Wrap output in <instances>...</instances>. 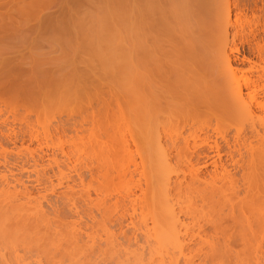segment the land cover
<instances>
[{
	"label": "rangeland",
	"instance_id": "rangeland-1",
	"mask_svg": "<svg viewBox=\"0 0 264 264\" xmlns=\"http://www.w3.org/2000/svg\"><path fill=\"white\" fill-rule=\"evenodd\" d=\"M1 1H3V3H5V1H8L7 3L9 4L7 3L3 4L2 2H0L1 3L0 14H9L12 16V20H10L9 18L8 19L3 18L2 20H5V22L8 25L16 24L15 26H10L11 27L10 30L18 31V32L15 33L12 31L13 35H15L12 36V38L11 36L9 37V35L12 34L11 31H10L11 34L9 33L8 35L9 38H7L5 34L6 37L5 39H8L7 40L8 42L2 38V40H5L6 42L3 41L5 44L1 42L3 45H0V50L2 51V52L0 51V55L2 53V55L0 56V63L7 64L8 61L10 60L7 66L9 65L13 66L14 64L13 68L15 69H13L14 73L11 72L13 73L12 76H7L9 75L10 70L7 71L5 69H9V68H7L6 64H5L6 67L3 64H0V80L2 79L6 81V78L11 77L13 79L11 80L9 79V80L11 82L13 81L15 82L14 84L10 83L12 86H18V85L20 86V82H21V87H22L23 86L22 82H25L22 80L23 78L24 79L26 78L27 80L29 79L28 81H30L31 79V81L32 82L34 81L33 83H35L36 86L38 88L40 87L42 90L41 91L39 88V90L37 89L34 91H39L38 93H41V95L46 94L47 90H50L48 93L52 92L51 94H46L45 96L44 95L41 96L40 94H38L41 97V99L39 100L41 101L42 104L44 103L43 105L40 102L38 103L39 100H37L36 103L38 104L35 103V105L33 106L30 105L29 107L30 103L28 102L27 104L26 101H23L26 103V105L22 107L20 106L21 101L19 100L15 102L17 104L14 105V107L13 105H9L10 107L7 106L8 108L6 106L3 107L4 105H1L0 107V134H1L0 163L1 164L5 163L4 164L5 166L3 164L0 166V190L5 187L4 185L5 183L3 179L7 178L9 187L12 186L13 188H16L14 192L8 194L9 198L7 200L9 202L16 203L15 206H17V203L21 204L19 206H21L20 208L23 210L18 208L17 211L18 213H20V215H24L25 213L26 216H29L31 218L32 214L33 216H35L34 214H36L35 217L37 218V215L41 210V213L44 214L45 212L46 213L45 215L47 216L46 218L44 217L45 215H43V217L46 218V219L43 218L44 221L43 219H41L42 217L39 218L38 221L41 219L43 221V224L39 223L40 221L39 222L37 221V225L38 224L40 225L38 226L35 225L37 229L35 228H34L35 230L32 229V231L34 230L35 232L37 230V233H39L40 235L44 233L42 236L36 234L38 235L39 238H41L40 242L38 241L39 239L33 240V238L36 237L34 231L33 234L35 236L32 234L33 235L32 238L31 235L32 240H30L31 239L29 238L30 236L29 237L27 236L29 239L25 237L29 233H25L26 235L23 236L24 234L22 233L24 232L22 230H21L22 232L19 233V237L17 236L20 239V241L14 234H13L14 237L10 236L11 234L8 236L7 234L9 232L7 231H6L7 233L4 232H3L4 234L1 233L3 235L0 234V238L2 237L0 241L3 239L2 242H0V252L2 253L0 256L3 258L5 257L4 259L5 261L7 257H8L7 260H9L4 262L5 263L10 262L7 264H11V263L12 264L14 263L15 264H21V263L22 264H50V263L109 264V263H113L117 257H119L120 259L123 258L122 260L127 258L126 260L132 261V259L130 258H132L134 254L135 255L139 254V252L141 251L140 249L144 246L141 247L140 245L138 249L140 250L139 252L136 251L137 246H134V244H131V246L129 247H124V250L125 248H127L126 250H128L127 251L128 253L121 250L123 247L119 249L118 247L117 248L115 247V251L117 250L118 251L113 254L114 244L112 243V234L113 233L117 234L119 227H121L122 231L126 232L127 235H130L131 231L133 230H135L136 233L139 234L140 231L144 230L147 227L152 226L151 224L155 219H157V216L158 219H160L158 215L159 206L152 207L153 205L152 201L154 200V199L152 200V198L154 197H151V194H153V196L158 195L160 200V198H162V196L160 195V193L162 194V191L160 192L159 190H162L164 187L166 189H169L167 190L169 192H167L166 189H164L165 193L163 195V199L165 198L168 199L169 203L173 204L175 209L177 208V211H179L180 208L182 209L181 211H184L186 208H188L186 209L187 211L185 210L186 212H188L189 209L193 207L195 208L191 209V211L189 212L190 214L188 213L184 215L185 213L184 212L183 213L184 216L179 215L180 217L179 229L183 234V237L181 239L183 240L181 242L183 244V247L175 248L174 244L171 243L159 245V246L157 245L151 247L150 248L151 251L150 253H148L149 249H147L145 245L143 249V251L145 252H142V254L140 252L142 257L143 255H146L144 256L145 264H264V163H262L264 158L260 157L262 155L261 152L264 153V133L262 131V126H261V123H264V57L262 55L261 56L258 55L257 51H255L257 46L264 48V0H227V1L217 0L215 1L216 3L214 2L215 4L212 7L215 11L217 10V13L218 12L221 13L220 10L223 11L225 7H227V9L230 11L229 12L230 24L228 26V47L232 49L234 48L236 49V50L234 49V51L231 52L230 54L231 65L234 68V72H235L234 74L238 78L237 81L243 84V87L241 84L243 99H245V101L246 100L248 101L250 98H253V100L250 99L251 100L250 103H252L255 107L253 109L255 113V117L253 118L255 121L253 120V118L251 119L253 124L249 120L250 117L248 119H244V118L242 119L240 116L237 117L233 115V113H232L233 116L231 115V113H230L231 116H228L229 112L223 111L227 109L222 108L223 109L222 110L218 106H216L217 108H214V105L208 106V109H210V111L209 110L208 111L209 112L212 111V114L207 113L208 111H206V113H204V111L203 113H201L203 110V107L201 106H199L200 108H202L201 110L199 109L195 110V108H193L195 112L192 109H190L189 111H191V113L190 112L188 113V111L187 113H183L185 109H182V107H180L181 108L180 110L178 106L177 107L178 111L180 110L181 112L178 113L176 112L177 108L174 109L177 103L171 102L170 104V101L167 100L169 98L166 97L165 98L167 101H164L165 100L164 97L163 99L162 97H159L161 98L164 104L159 103L161 100H159L158 95L156 96L158 99L154 97V99L159 100V102L155 100L156 102L155 104H158V106L156 105L157 108L159 107L161 108L157 109L155 106L156 108L154 109L155 111L151 109L150 111L151 113L149 112L150 109L149 110L142 109V107L145 104L144 102L147 99L146 96L144 95L146 93H143L142 91L146 92V90L148 89V84H146L147 88H144L146 86L145 83H147L145 76L144 77L140 76L139 80L142 79V81H137L138 77L136 74L137 72L136 69L139 68L140 65L139 63L141 59L138 61L136 59L137 62L136 61L135 62L137 63L138 66H135L134 57L136 54L133 53L135 52L133 50L137 48L135 45L141 44L140 43L141 41L139 43L138 41H136V38H138L139 40L140 31L138 28L139 33L138 35H136L137 33L135 31H137V27L136 29L134 28L135 30L134 29L129 30L127 26H124L125 25L124 22L127 24L126 19L128 21V18L126 17L127 15L126 16L124 15L126 9L128 8L127 2H125L126 0H120L121 3L118 0L120 3L119 5L117 1L114 2L115 0H76V1L51 0L52 2H54L53 6L50 5V7L46 9L47 5L45 2H43L45 3V7L42 8L44 9V11L40 9V13H38L39 11H37L36 13L38 14L36 15L37 17L35 16L36 18L33 17L34 15H32L33 19L32 20L30 19L29 21V19L26 18L25 20L26 22L24 21V19H22L26 16L21 18L15 15L17 12L16 8L15 11H12L14 10V5L16 6L15 2H17L18 0H12V1L1 0ZM19 1H23V0H19ZM19 1L17 3H19ZM25 1H23V3L21 2L22 5L25 3ZM40 1L42 2V0ZM26 2L29 1L27 0ZM225 2H227L228 6H225ZM47 3L50 4L49 1ZM73 3H75L76 5ZM29 4L30 3H28V5ZM24 6L26 5L24 4ZM43 6L44 5H42V7ZM20 7L21 6H19V8ZM17 8H18V4H17ZM105 8L111 9L110 10L111 14L106 13L107 9L104 10ZM115 8L119 9L118 11L120 12V14L119 12L116 13ZM134 8L135 10H137L139 9V6H135ZM29 9L31 8L29 7ZM103 10L105 11V13ZM112 10L115 11L113 14H112ZM27 11L33 12V11H29L28 9ZM48 15L49 16L53 15V17L51 19L50 18L47 19L46 16ZM133 15L135 16V14L130 15L131 20ZM28 16L30 17V14ZM124 16L126 17L125 20H124L125 18ZM45 17H46L45 19L46 22L43 20V18ZM14 18L15 19L17 18L16 20L19 21V22L17 21L19 24L16 22ZM18 18H20V20ZM47 20L48 21L51 20L49 21L51 22L50 25L49 22H47ZM56 22H58L59 24ZM110 23L111 26L113 25L111 28L108 27ZM63 24L65 26H63ZM106 24H108V26ZM52 25L57 30L53 29ZM104 25H106V29L104 28ZM49 29L52 30L51 33L48 32L51 31ZM58 29H59V33H57ZM111 29L112 32H114L115 30L116 32L115 35L118 36L117 38L114 35V33L110 32ZM53 30L56 32L54 33ZM3 31L4 30H2V33ZM75 31L76 33L74 34ZM127 31H130V34H127L129 33ZM60 32H62L63 34ZM64 33L65 34L68 33V34L65 35ZM29 34L30 37H28ZM111 34L112 36L113 35L115 36L114 40H108V37ZM128 35L129 37H131V39L128 37ZM0 36L4 37L1 34ZM110 37L109 39H111ZM38 38H40V40L42 38V41H40ZM129 39L132 42H130ZM34 42L36 43L33 44ZM54 42L56 43L54 44ZM129 43L130 46L134 43L133 46H135L136 48L130 47ZM36 46L38 47L37 49ZM122 46L125 47V49ZM32 48L34 50L35 49L38 50V51L35 50L34 53V54H38L37 56L35 55L36 57H39L40 59L45 57L44 59L46 60L43 59L44 63H42L43 62L42 59L40 60L39 58H37L38 59L37 60L35 57H33L34 54L32 55V53L34 51ZM128 48L133 49L132 54H134V56L131 55L130 53L131 51L129 52L130 53L129 56L130 57L132 56L133 59V60L131 59L134 63L132 64L133 67L134 68L138 67L134 69L130 65V67L132 68V72L134 69V74L126 71V68L127 66L129 67V65L126 66L124 65V63L126 64L125 61L130 59V58L127 59L128 57H125L128 56L126 55L128 54L127 52ZM122 49H124L125 52L123 50L122 53L121 52ZM137 50L136 53L139 52L141 49L139 51ZM4 51H6L7 53L5 54ZM31 51L33 52L31 53ZM9 52L11 55L8 54ZM26 55L28 57H26ZM123 55L126 58V60H123L124 59ZM23 56L25 58L24 60L22 58ZM5 57L9 58V60L7 59V62L5 61L6 59ZM15 57L16 60L14 61ZM49 57L52 60H50ZM113 57H115L114 60ZM138 57L136 55V58ZM10 58H12L13 60H11ZM19 58H22L20 60L23 61L24 63L19 61ZM35 62H37V64ZM39 64L40 66H38ZM36 65L38 68L41 67L42 65L44 66H42L43 69L42 68L38 69L36 68ZM12 66L9 67L12 68ZM17 66L18 67L20 66V68H18ZM31 66H33L34 72L33 70L30 71ZM17 68L20 70L22 68V70L25 69L26 71L23 72L24 73L23 74L21 73L22 70L18 72ZM44 68L45 69L47 68V70H45ZM35 69L40 70V72L46 71L47 73H37ZM27 70H29L30 72ZM138 70L140 71L139 73L144 72L142 71V69L140 70V68ZM32 72L33 75L31 74ZM4 73L5 75L6 73L8 74L5 76ZM20 74L23 75L21 76ZM129 74L131 78L129 77ZM50 75L53 77H51ZM79 75L82 76L83 79H81L82 77H80ZM142 75L145 74L142 73ZM23 76H27V77H23ZM124 76L126 77V79H123ZM87 77L89 78V80L91 81L93 80V83L94 81L95 82L97 81L96 86L99 88H97L95 85L92 84L93 87L91 88H93L94 90H91L90 86L92 85L89 83V80H87L88 79ZM246 77L247 79L249 78V80L251 79V81L254 80L255 83L250 84L248 87L245 86L243 81L244 79H246ZM128 78H130L131 80L129 82L130 85L128 83ZM230 78L231 77H229L228 80H230ZM54 79L55 81L58 80V82L57 83L54 82ZM77 79L79 80L77 81ZM72 80L74 83L79 82V86L75 87ZM31 81L29 83H31ZM235 81L236 78L233 82ZM70 82L73 85L70 84ZM58 83L61 85H58ZM142 83L145 86L144 85L143 87L140 86ZM220 83L222 84L223 81L216 82L217 88ZM10 84H5V85L1 84L2 87L0 86V91L1 88L3 87L7 88L8 85ZM55 84L56 87L54 88ZM52 85H54L53 88ZM67 85L70 86L69 89L67 88L68 87ZM71 85L74 86L76 90L73 89ZM24 86L22 87V89L26 88L27 86L32 87L31 85H28V82H27V86L26 87ZM210 86H212V84ZM220 86L222 87V85ZM63 87L66 88L64 89ZM71 88L73 90H70ZM209 88L212 89V87ZM211 89L209 90L211 91ZM60 90L61 93L60 94L58 93L59 94L58 95L57 92H59ZM209 90L207 91L210 92ZM163 91L161 90L162 93ZM214 91L217 90L212 89L210 94L205 96H207L209 100H213L211 98L213 97L212 94ZM63 92H65V94ZM153 92L154 94H152ZM155 92L159 94V92L156 90L152 91V93H149L147 91V93H149L150 96L151 94L155 96L156 94ZM205 92L202 94H205ZM54 93L55 95H53ZM75 93L81 94L82 97L79 98L80 95L79 94L75 95ZM82 93H84L85 95H83ZM232 93H234V91ZM62 94L67 98L63 97ZM66 94L69 95V97ZM72 94L75 97L72 96ZM87 94L90 95L92 98L89 97ZM230 94L231 93L229 92L228 95ZM149 95L147 94V96ZM84 96H88L89 98ZM205 96L203 95L201 98H203L204 100V98L206 99ZM232 96L233 95H231V97ZM43 97L44 99H42ZM96 97L100 99H97ZM142 97L146 98L144 99V102H142L143 101ZM69 98H71V100ZM82 98L83 100H81ZM86 98L89 99L90 101L88 102ZM92 99L93 100L97 99V101L95 100L92 102ZM168 101L170 104L169 107H167L168 103H166ZM90 102L92 103L93 106H90L91 105ZM18 103L20 104L19 105L20 107L18 106ZM172 103L175 104V107ZM258 103L260 104L261 107L257 108L256 104ZM46 104L48 105L51 104V106L49 107L47 105L48 106L47 107ZM152 104L155 105L154 102ZM160 104L163 106L166 105L164 106L165 108ZM141 105L143 106L141 107ZM39 106L40 108L36 109ZM166 108H169V111L173 110V114L171 115L174 117L175 121L178 118L176 114H174V110L175 113H177V115L181 114L182 117L178 116L179 119L181 118L182 120H184V123H186L187 125L186 124L184 125L183 121L180 122L181 119L180 120L178 119L180 123L178 121L176 122L178 123L179 126L176 125L178 126V128L176 126L174 127V124L177 123L175 121H174L175 123L172 122L173 119H171L172 117L170 118V115L168 118L169 120L171 119L170 122L172 124H169L167 122L160 124L162 119L164 121L167 120V117L164 114L165 111L168 110ZM198 111L201 115L202 114L204 115L202 116L198 115L199 116V117L197 116L198 118L196 117V115H193V114H197L196 112ZM160 112H162L161 113L162 116ZM148 113L153 115L151 117L152 120L150 119L149 122L147 121L149 119L147 116H150V114L147 115ZM223 113L224 114L228 113V114H226L225 116ZM144 114L146 117L144 116ZM188 114L192 115V117L190 115L191 119L196 118L194 120L195 122H193L191 119H188L190 118ZM185 115H187L188 118H185L187 117ZM163 116L166 117V120L165 118H163ZM208 116L211 118H208ZM216 116L217 118L218 117L219 118L218 119L215 118ZM257 117H259V120ZM157 118H159L158 120H160V123L156 121ZM186 119L188 120L186 121ZM144 120H146V124L147 123L149 124L151 121H153L151 122V124L153 123L152 124L153 126L151 124L147 126ZM188 123L190 128L187 127ZM156 124L158 126L157 128H155ZM150 125H151L150 129H152L153 132L154 131L156 133L158 132L160 136L159 137L158 134H155L154 132L155 141L156 140L159 141L161 138H163L160 141L162 147L158 145V142H155V144L157 143L156 146L157 147L159 146L160 149L154 147V144L151 143L152 141H154L152 140L153 138L152 130H150L151 131L150 133H148L149 132L148 129L147 132L145 130ZM162 129L165 131L167 130L168 134L165 135L166 133L165 131L164 134H162L163 132ZM160 130L162 131L160 132ZM252 130H258L259 136L252 138L250 142V146L249 147L247 146L246 149H243L244 152L242 151L245 160H247V157H249V155H252L253 158L255 157V160H253L254 162L252 163L253 165L252 166L250 165L249 168L250 172L244 170V172L246 171L247 173L250 174L245 173L246 175L242 176L243 170L241 171L238 168H236L237 170H234V169H230V167L227 168V170H222L220 168H217L216 171H214V173H210L211 171L213 172L214 170L213 168L210 167L211 170H209V173L205 175H203V173L199 174L197 182L192 180L194 176L193 172L195 173L194 171L195 168L193 167L194 169L191 171L190 169L192 168L190 167L191 165L187 164L186 159L183 158V156L185 157L183 153L184 148L182 146H178V144H181L183 140L184 142H182V144L185 143V139H186V142L189 141L188 143L190 145L192 142V146L196 145L199 147L201 146L202 148L203 147L202 145L206 141L207 143L209 142L210 145H212V142L217 141L216 143H219L220 147L222 146L220 148L221 150L220 154H221V159H223L224 161L226 159V152H227V149L224 145L225 141L229 140L228 142L231 144H233L235 141L239 142L242 140L241 138L245 139V137H248ZM4 133L5 135H7L6 136L7 139L4 137L5 135L3 136ZM148 134L152 135L150 136L151 138L149 137L152 140L151 142H149L150 139L146 138L147 136H149ZM192 135L193 136L195 135L194 136L196 138L194 141L195 143L193 142ZM166 136L167 137L171 136L170 137L171 139L169 140V137L167 139ZM189 136H192V139H190ZM156 137L159 139H156ZM234 138L237 140L234 141ZM171 142H173L172 145L174 144L172 149H171L172 145L170 144ZM149 143H151L153 146ZM162 143L165 145H162ZM248 148L250 150H248ZM196 149H200V148H196ZM177 152L183 154L180 155L178 153L180 155L178 156ZM175 155L178 156V158H176ZM39 157L40 159H37ZM32 160L36 162L34 163L35 165L33 164ZM25 161H27L26 162L27 164H25ZM13 163L15 166L13 165ZM21 165L25 167L27 171H20L22 170ZM37 170L39 173L37 172ZM175 179L179 181V185L176 186H174L175 184L172 185ZM166 181L169 182V185L167 187H165L164 184ZM146 185L149 186L147 187V189L149 188L148 190L146 189ZM24 188H26V190L30 192L26 196H22L18 192V191H24ZM11 191H13V189H11ZM63 192L70 196V197L68 196L69 198H71L69 199L70 201L65 200L68 199L65 198V196L64 197L63 195L61 196V193ZM210 193H216L217 196H219L220 198L222 197L221 198L222 200L220 201L221 203L213 206L212 205L213 202L211 204V202L209 203L207 200L203 201L202 195L204 197H207ZM166 194L169 197H167ZM149 199H151V206L147 204L150 201ZM161 201L158 202V200H156L154 202V205L161 204L162 203ZM189 203L190 204L192 203L191 208H189L190 205L188 206ZM113 204L115 205L117 204V205L114 207ZM52 208H54L55 210ZM74 208L77 210H75ZM56 209L57 211H61L62 213L59 214L60 212H56ZM52 211L56 213L53 215ZM101 213L102 215H106V217L102 216ZM89 215H93V218H97V223H95L96 222L95 219H94L95 222L94 221L92 222L93 220L92 216L89 217ZM120 216L121 218H119ZM50 217L52 218L50 219ZM58 217L59 219H57ZM90 218L92 219L91 221ZM108 218L112 220L111 224L107 222ZM117 218H119L120 224ZM48 219L49 221L47 222ZM50 220H52V222H50ZM54 220L56 224L53 223ZM57 220H59L60 223L57 222ZM156 221L158 222V220ZM91 222L92 224H90ZM47 223L49 224V226L45 227ZM84 223L85 224L88 223V225L90 224L91 226L87 225L89 227L88 228L85 226ZM213 224L216 225L217 227L221 226V228L217 230L218 234L215 233L216 234L215 235L214 232H211L208 233L206 237H202L204 236L202 234V231L204 229H208ZM234 224L237 227L238 226L242 227L243 231L241 230L240 227V232L242 231L241 232L242 234L239 233L237 229L235 230L234 228L233 230L230 229L231 226H234ZM5 225H2L1 228H3V226ZM40 226L42 227V229L40 228ZM38 228L40 229L38 230ZM46 228L47 229L52 228L47 231L50 232L49 234H47ZM3 229L0 230V232L3 231ZM43 229L45 230V232H43L44 231ZM52 233L54 234V236L57 235L59 237L63 236L62 238L58 237L59 241L61 239V242L59 243L57 237H54V240L52 241L55 244L53 245L52 243L51 245L50 244L52 242L51 241L48 242L49 245H47L48 243L46 244V242L47 240H50L49 238L51 236H53L50 235ZM87 233H89L90 235L89 234L87 235ZM20 234L22 235L21 237L22 239L20 238L21 236ZM236 234L238 238L236 237ZM84 235H87V237L88 236L89 237L87 238ZM241 235L247 236V237L243 236V238H245L244 240L245 242L246 239L248 240L249 238L250 241L246 242L245 245H242L244 243L240 242V240H243L242 237L240 238ZM68 236H72L71 238L73 239V243L72 241H70V237ZM199 236H201L202 238ZM9 237L10 238L12 237L11 240L13 239L15 240L16 237L17 239V243L15 242L16 247L13 246L14 244L13 245L11 244L12 242L8 241L10 240ZM24 237L27 238L28 241ZM76 237H78L79 239ZM42 238L46 240H43ZM23 239L26 241H21ZM104 239H107L108 241L106 242V240ZM5 240L9 242V243L7 242L8 245L5 243ZM41 240L45 241V243L43 244ZM119 240L120 242L122 241L121 239ZM18 241L19 244H23L25 242L27 246L23 244L25 248H23L22 245H20L21 246L20 247L18 245ZM29 241H31L30 243L33 244V246L29 243ZM37 241L39 242L38 243L39 246L36 243ZM62 241L63 242L65 241V243L63 244ZM82 242L84 243V245H86L85 247L83 246ZM35 243L37 245L36 248L34 246ZM71 244L73 245L76 244L75 245L76 247L74 246L72 248L73 245L71 246ZM100 244L102 245L100 246ZM98 245L99 248L103 246L100 249H105V250L108 249L107 247L111 249L110 245H112L113 248L111 250L113 251L108 249V252L103 255L104 257L98 254L96 251H94L96 253V257H95V255L92 254L91 251L95 247H98ZM6 246L8 249L6 248ZM41 246H46V248L45 247L42 248ZM57 246L58 248L60 246L61 253L58 252ZM27 247L28 249H26ZM37 247H41V248H37ZM61 247L62 249L63 247L65 248L64 250V252L66 251L65 253L63 252ZM85 248L87 249L92 248V250L91 249L87 250ZM129 248H131L132 250V254H133L132 257L130 256L131 250ZM6 249L8 251L10 250L9 252L7 251L10 256L8 255V253L6 254ZM37 249L38 251L40 250L42 251V249H44L41 252L42 254L45 251L47 253H44V256H42L40 252H38L39 254L37 253L36 251ZM49 249L50 251L52 250L53 251L49 253L50 252ZM119 250L121 251L119 252ZM133 250L135 251V253H133ZM172 252H173V257L171 255L170 257L169 255H166V253L171 254ZM17 253L19 254L18 256L21 255L22 258L16 256ZM70 253L73 254L71 255ZM112 255L113 257H111ZM71 256L72 258H69ZM46 257H48V260L50 262L46 260L47 259ZM65 257L69 260H67ZM99 257H102L101 258L103 259L101 260L102 262L99 260ZM19 258L21 259L19 260ZM17 260L18 262H16ZM35 260L37 261V263ZM126 260H124L125 263L131 264L130 261H128L129 262L128 263L126 262ZM0 261H2L0 263L2 264L3 259L0 258ZM23 261L24 262L30 261V262L24 263Z\"/></svg>",
	"mask_w": 264,
	"mask_h": 264
},
{
	"label": "bare ground",
	"instance_id": "bare-ground-1",
	"mask_svg": "<svg viewBox=\"0 0 264 264\" xmlns=\"http://www.w3.org/2000/svg\"><path fill=\"white\" fill-rule=\"evenodd\" d=\"M12 1V0H11ZM19 1V0H18ZM17 1V2H18ZM23 1H25V0H23ZM23 1H19V3H17V2H15L16 3V6L14 5V10H12V11H15L16 9H17V12H16V16H19V17H24V16H26V17H24V18H22V19H24V21L26 20V18H28L29 19V21H30V19L32 20L33 19V17H35L36 15H38V14H36L37 13V11H39L38 13H40V9H42V8H44L45 7V3H46V5H47V8L46 9H48V7H50V5H54V2H52L51 0H48L49 2H50V4H48L46 1H44V0H42V2L40 1V0H28L29 2H26L25 1V5L28 7H26V6H24V4L22 5V3H23ZM37 1V2H36ZM39 1V2H38ZM54 1V0H53ZM69 1V0H68ZM76 1V0H75ZM117 1V3H118V5L121 3V1H120V3H119V1L118 0H115L114 2H116ZM128 1H129V3H128ZM215 1H217V0H126L125 2H127V6H128V8L126 9L125 7V9H126V11H125V9H124V11H125V16L128 18V21H127V19H126V17L124 18V20L126 19V22H127V24L124 22V26H127V28L129 29V30H133L134 28L136 29V27H137V31H135L137 34L136 35H138V33H139V31H140V33H139V40H138V38H136V41H138V43L140 42L141 44H137V45H135V46H133V44L130 46V43H129V46L130 47H135L136 49H130V48H128V50H127V52H128V54H126V55H128V56H125V57H128L127 59H129V60H127V61H125L126 62V64L124 63V61H123V63H124V65L126 66V65H129V67L127 66V68H126V71H128L129 73H133L134 74V69H136V68H138V67H133V65L132 64H134L133 63V59H132V56H134V54H136L137 55V57L138 58H136V55H135V59H134V62L136 61V59H137V61L138 60H140L141 59V61H140V65H139V68H140V70L142 69V71H144V72H142L143 74H145V75H142V73H139L140 71L138 70V69H136L137 70V72H136V74H137V77H138V79H137V81H142V79L141 80H139L140 79V76L141 77H146V80H147V83H145V85L146 84H148V89L146 90V92H144V91H142L143 93H146V94H144L145 96H146V98H143V101L142 102H144V99H146L145 100V104H144V106L143 105H141V107L143 106V107H145V108H143L142 107V109H150L149 110V112L151 111V109L152 110H154V109H156L157 108V106H158V104H155L156 102H155V100H157L159 97H162V99H163V97H164V101H167V100H169L170 101V104H171V102H174V103H177V105H176V107H175V104L174 103H172L173 105H174V109H176L178 106V108L181 110V108L180 107H182V109H185V111H183V113H187V111H188V113L190 112L191 113V111H189L190 109H192L193 110V108H195V110H201L202 108H200L199 106H201V107H203V110H202V112L201 113H203V111H204V113H206V111H210V109H208V106H213L214 105V108H217L216 106H218V107H220V109H222V108H225V109H227V110H223V111H227V112H229V115L228 116H231L232 115V113H233V115H235V116H237V117H241L242 119L244 118V119H248L249 117V120L251 121V119L253 118V117H255V113H254V111H253V109L255 108L254 107V105L252 104V103H250V101L251 100H253V98H250L248 101H249V103H248V101L246 100L245 101V99H243V96H242V91H241V84L242 83H239L238 81H237V77H236V75L234 74L235 72H234V68L232 67V65H231V58H230V54H231V52H233L234 51V49H232V48H230V47H228V26H229V24H230V22H229V19H230V11L227 9V7H225L224 8V10L223 11H221L220 10V12L222 13H217V10L215 11L212 7H213V5L216 3ZM225 1H227V0H225ZM0 2H2L3 3V1H1L0 0ZM8 1H5V3H7ZM22 2V3H21ZM32 2V3H31ZM43 2H45V3H43ZM53 4H52V3ZM215 2V3H214ZM5 3H3V4H5ZM14 3V4H15ZM28 3H30V4H32V5H28ZM68 3V2H67ZM70 3V2H69ZM77 3V2H76ZM116 3V4H117ZM229 3V2H228ZM7 4H9V3H7ZM6 4V5H7ZM17 4H18V8H19V6H21L19 9L17 8ZM19 4H21V5H19ZM73 4H75V3H73ZM135 4V5H134ZM138 4V5H137ZM0 5H1V3H0ZM11 5V4H10ZM12 5H13V2H12ZM42 5H44L43 7H42ZM49 5V6H48ZM76 5V4H75ZM112 5V4H111ZM118 5H117V7H118ZM224 5V4H223ZM51 6V7H52ZM129 6H130V8H129ZM135 6H139V9H137V10H135ZM225 6H228L227 5V2H225ZM8 7V6H7ZM23 7H25V8H23ZM29 7L31 8V9H29ZM112 7V6H111ZM11 8V7H10ZM16 8V9H15ZM114 8V7H113ZM6 9V8H5ZM12 9H13V6H12ZM27 9L29 10V11H33V12H28L27 11ZM107 9V12L106 13H109V14H111V9H109V8H105L104 10H106ZM116 9V8H115ZM114 9V10H115ZM8 10V9H7ZM23 10V11H22ZM43 11H44V9H42ZM103 10V11H104ZM109 10V11H108ZM114 10H112V14L115 12ZM119 9H116V13L117 12H119L118 11ZM135 10V11H134ZM211 10V11H210ZM1 11H3V10H1ZM11 11V10H10ZM20 11H22V12H20ZM25 11H26V13H25ZM223 12H224V15H223ZM10 13V12H9ZM20 13V14H19ZM24 13V14H23ZM28 13V14H27ZM104 13H105V11H104ZM127 13V14H126ZM12 14H13V12H12ZM19 14V15H18ZM22 14V15H21ZM30 14V17L28 16ZM119 14H120V12H119ZM131 14H135V16L133 15L132 16V20H131V17H130V15ZM32 15H34L33 17H32ZM107 15V14H106ZM105 15V16H106ZM118 15V14H117ZM220 15V16H219ZM14 16V15H13ZM28 16V17H27ZM58 16V15H57ZM56 16V17H57ZM108 16V15H107ZM215 16V17H214ZM221 18V20H220V18ZM15 17V16H14ZM37 17V16H36ZM35 17V18H36ZM47 17V19H51L52 17H53V15L51 16H46ZM46 17L45 18H43V20L45 21V19H46ZM111 17V16H110ZM3 18H6V19H10V20H12V16L11 15H9V14H0V34L2 35V36H4V37H1L0 36V45H3L1 42H6L8 39H5L6 37H5V34H6V36H7V38H9L10 36H11V38H12V36H15V35H13V32H18V31H13V30H10V26H15V25H13V24H11V25H8L6 22H5V20H2ZM15 19V18H14ZM17 19V18H16ZM15 19V20H16ZM19 20H20V18H18ZM27 19V20H28ZM123 20V21H124ZM131 20V21H130ZM217 20V21H216ZM18 20H16V22H17ZM41 21V20H40ZM49 21H51V20H49ZM48 20H47V22H49ZM12 22V21H11ZM19 22V21H18ZM17 22V23H18ZM26 22V21H25ZM46 22V21H45ZM59 22V21H58ZM58 22H56V23H58ZM15 23V22H14ZM28 23V22H27ZM40 23H42V22H40ZM50 23L51 22H49V25H50ZM19 24V23H18ZM26 24V23H25ZM24 24V25H25ZM59 24V23H58ZM62 24V23H61ZM114 24V23H113ZM8 25V26H7ZM21 25V24H20ZM36 25V24H35ZM107 26H108V24H106ZM106 25H104V28L106 29ZM19 26V25H18ZM28 26V25H27ZM31 26V25H30ZM39 26V25H38ZM56 26V25H55ZM63 26H65L64 24H63ZM113 26V25H112ZM111 26V23L109 24V28H111L112 27ZM115 26V25H114ZM37 27V26H36ZM45 27V26H44ZM52 27H53V29H56L53 25H52ZM7 28V29H6ZM20 28V27H19ZM19 28H17V29H19ZM26 28V27H25ZM30 28V27H29ZM35 28V27H34ZM51 28V27H50ZM138 28H139V31H138ZM36 29H39V28H36ZM43 29V28H42ZM52 29V28H51ZM51 29H49V30H51ZM69 29V28H68ZM104 29V30H105ZM108 29V28H107ZM134 29V30H135ZM2 30H4L3 31V33H2ZM6 30V31H5ZM9 30V31H8ZM29 30H31V29H29ZM57 30V29H56ZM61 30H63V29H61ZM127 30V29H126ZM7 31H8V33H7ZM12 32V34H11V32ZM71 31V30H70ZM109 31V30H108ZM21 32V31H20ZM26 32V31H25ZM32 32V31H31ZM36 32V31H35ZM45 32V31H44ZM48 32H52V30L51 31H48ZM53 32L55 33L56 31H54L53 30ZM64 32H66V31H64ZM110 32L111 33H114V35L116 34V32H115V30H114V32H112V29L110 30ZM127 32H129V33H127V34H130V31H127ZM9 33L11 34V35H9ZM23 33V32H22ZM57 33H59V29H58V32ZM60 33H62V32H60ZM76 33V31L74 32V34ZM17 34H19V33H17ZM63 34V33H62ZM61 34V35H62ZM65 34V33H64ZM68 34V33H67ZM67 34H65V35H67ZM133 34H134V32H133ZM8 35H9V37H8ZM38 35H39V33H38ZM41 35H42V33H41ZM50 35V34H49ZM52 35H53V33H52ZM55 35V34H54ZM77 35V34H76ZM112 36V34L109 36L111 39H109V37H108V40H114V38H115V36ZM21 36V35H20ZM69 36H70V34H69ZM68 36V37H69ZM18 37V36H17ZM16 37V38H17ZM28 37H30V34H29V36ZM39 37H41V36H39ZM51 37V36H50ZM106 37V38H107ZM118 36H116V38H117ZM128 37H129V35H128ZM127 37V38H128ZM2 38L3 39H5V40H2ZM19 38V37H18ZM25 38V37H24ZM26 38H27V36H26ZM54 38V37H53ZM113 38V39H112ZM130 39H131V37H129ZM29 39V38H28ZM37 39V38H36ZM39 40H40V38H38ZM130 39H129V41H130ZM12 40V39H11ZM26 40V39H25ZM50 40H51V38H50ZM133 40V39H132ZM14 41V40H13ZM16 41V40H15ZM37 41V40H36ZM40 41H42V38H41V40ZM3 42V43H4ZM8 42V41H7ZM20 42V41H19ZM25 42V41H24ZM52 42V41H51ZM58 42V41H57ZM130 42H132V41H130ZM134 42H135V39H134ZM10 43H11V41H10ZM26 43H27V41H26ZM36 42H34L33 44H35ZM40 43V42H39ZM56 42H54V44H55ZM69 43V42H68ZM5 44V43H4ZM23 44V43H22ZM122 45H124V44H122ZM128 45V44H127ZM35 46V45H34ZM52 46V45H51ZM59 46H60V44H59ZM2 47H4V46H2ZM7 47V46H6ZM123 47V46H122ZM35 48V47H34ZM38 47L36 46V49H37ZM124 49H125V47H123ZM8 49V48H7ZM33 49V48H32ZM35 49V50H36ZM124 49H122L121 50V52L123 53V50ZM127 49V48H126ZM138 49V50H137ZM141 49V50H140ZM12 50V49H11ZM35 50L33 49V51H31V53H32V55L35 53ZM135 51V52H133V51ZM136 50L137 51H139V52H137V53H139V54H137L136 53ZM236 50V49H235ZM1 51V50H0ZM6 51H8V50H6ZM6 51H4L5 52V54L7 53ZM36 51H38V50H36ZM131 51V52H130ZM255 51H257V53H258V55H262L263 57H264V48L263 47H259V46H257L256 47V49H255ZM2 52V51H1ZM124 52H125V50H124ZM131 53V57L129 56L130 55V53ZM132 52L134 53V54H132ZM37 53V52H36ZM40 53V52H39ZM140 53H141V55H140ZM4 54V55H5ZM8 54H10V52L8 53ZM124 54V55H125ZM1 55H2V53H1ZM0 55V56H1ZM11 55V54H10ZM38 55V54H34L33 55V57H35L36 59L37 58H39V57H36V56ZM124 55H123V57H124ZM46 56V55H45ZM140 56H141V58H140ZM14 57V56H13ZM12 57V58H13ZM21 57V56H20ZM26 57H28L27 55H26ZM124 57V59L123 60H126V58ZM6 59H5V61L7 62V59L9 60V58H7V57H5ZM12 58H10L11 60H13ZM23 58V60L25 59L24 58V56L22 57ZM22 58H19V61H21L20 59H22ZM45 57H43V58H41L42 59V61H43V59H44ZM46 58H48V57H46ZM52 58V57H51ZM35 59V60H36ZM40 59V58H39ZM40 59V60H41ZM49 59H50V57H49ZM60 59V58H59ZM115 59V57H113V60ZM132 59V60H131ZM262 59V58H261ZM4 60V59H3ZM16 60V57H15V59H14V61ZM38 60V59H37ZM44 60H46V59H44ZM50 60H52V59H50ZM58 60V59H57ZM4 61V62H5ZM10 61V60H9ZM9 61H8V63H9ZM41 61V62H42ZM136 61V62H137ZM21 62H23V61H21ZM130 62V63H129ZM135 62V66H138L137 65V63ZM141 62H142V64H141ZM7 63V64H8ZM24 63V62H23ZM22 63V64H23ZM36 64H37V62H35ZM40 63V62H39ZM42 63H44V61L42 62ZM0 64H3L4 66H5V64L4 63H0ZM7 64H6V66H7ZM26 65V64H25ZM130 65H131V67L132 68H134L133 69V72H132V68L130 67ZM5 66V67H6ZM10 67L12 66V65H9ZM9 66H7V68H9V69H5V70H10V72H9V75H7L8 73H6V75L7 76H12L13 75V69H15V68H13V66H14V64H13V66H12V68H10ZM21 66V65H20ZM20 66L18 67V68H20ZM38 66H40V64L38 65ZM42 66H44V65H42ZM42 66L41 67H37V65H36V68H38V69H40V68H42ZM4 67V68H5ZM35 67V66H34ZM46 67V66H45ZM2 68V67H1ZM17 68V69H18ZM23 68H25V67H23ZM58 68H60V67H58ZM57 68V69H58ZM62 68V67H61ZM43 69V68H42ZM41 69V70H42ZM45 69V68H44ZM21 70H22V68H21ZM20 69H18L17 71L19 72V71H21ZM31 70H33V66H31V69H30V71ZM36 70V69H35ZM45 70H47V68L45 69ZM56 70V69H55ZM135 70V71H136ZM26 70L24 69V70H22L21 71V73H23V72H25ZM27 71H29V70H27ZM29 71V72H30ZM11 72H13V73H11ZM16 72V71H15ZM33 72H34V70H33ZM33 72L31 73L32 75H33ZM36 72L37 73H47L46 71H44V72H40V70H36ZM50 73V72H49ZM228 75H227V74ZM24 74V73H23ZM23 74H20L21 76L23 75ZM30 74V75H31ZM35 74V73H34ZM53 74H55V73H53ZM128 74V73H127ZM135 74V75H136ZM139 74V75H138ZM4 75H5V73H4ZM5 75V76H6ZM19 75V74H18ZM43 75H45V74H43ZM52 75V74H51ZM50 75V76H51ZM224 75V76H223ZM230 75V76H229ZM37 76V75H36ZM68 76H70V75H68ZM80 76V75H79ZM227 76H229V77H231L230 78V80H228L229 79V77H227ZM233 76H234V79H233ZM14 77V76H13ZM23 77H27V76H23ZM33 77V76H32ZM35 77V76H34ZM51 77H53V76H51ZM64 77V76H63ZM62 77V78H63ZM80 77H82V76H80ZM129 77H130V74H129ZM224 78V79H222V78ZM227 77V78H226ZM31 78V77H30ZM88 78V77H87ZM131 78V77H130ZM130 78H128V83L131 81L130 80ZM225 78H226V81H225ZM235 78H236V81L235 82H233L234 80H235ZM5 79V78H4ZM11 79H13V78H6V81L5 80H0V86H1V84H3V85H5V84H14L15 82L13 81V82H11L10 80ZM21 79V78H20ZM19 79V80H20ZM64 79V78H63ZM65 79H66V76H65ZM81 79H83V77L81 78ZM80 79V80H81ZM123 79H126V77L124 76V78ZM232 79V80H231ZM9 80V81H8ZM23 81H25V82H22V85L24 86V85H26L27 86V82H28V85H31L32 87H30V86H24V87H26V88H23L22 89V87H21V80L19 81L20 82V86L18 85V86H12L11 84L10 85H8V87L7 88H1V91H0V107H1V105H4L3 107H7V106H9V105H13V107H14V105H16L17 103H15V102H17V101H21L20 102V104L18 103V106L20 105V106H24V105H26V103L25 102H23V101H26L27 102V104H28V102L30 103L29 104V107H30V105L31 106H33V105H35V103H36V101L37 100H39V99H41V97L38 95V94H40L41 95V93H38L39 91H34V90H39V88L36 86V84L35 83H33L32 81H31V79H30V81H31V83H29L30 81H28L26 78L24 79H22ZM27 80V81H26ZM71 80V79H70ZM79 79H77V81H78ZM87 80H89V78L87 79ZM39 81V80H38ZM38 81H36V82H38ZM69 81V80H68ZM219 81H223V83L221 84H219V86H218V88L216 87V82H219ZM240 81V80H239ZM254 81V80H253ZM253 81H251V79L249 80V78L247 79V77H246V79H244V81H243V83H244V85L245 86H249L250 84H253V83H255V81L253 82ZM42 82V81H41ZM50 82V81H49ZM54 82H58V80L57 81H55V79H54ZM63 82V81H62ZM72 82H73V80H72ZM75 82H76V80H75ZM82 82V81H81ZM84 82V81H83ZM103 82V81H102ZM106 82H108V81H106ZM231 84H230V83ZM241 82H242V80H241ZM60 83V82H59ZM58 83V85H61V84H59ZM76 83H78V84H76ZM76 83H74L73 82V84H74V86L75 87H77V86H79V82H76ZM85 83H88V82H85ZM89 83L92 85H95L96 86V83H97V81L95 82L94 81V83H93V80L91 81V80H89ZM140 83V82H139ZM234 83V84H233ZM34 86H33V85ZM70 84H72L71 82H70ZM69 84V85H70ZM72 84V85H73ZM76 84V85H75ZM106 84V83H105ZM109 84V83H108ZM212 84V86H210ZM225 84H226V86H225ZM71 85V87L73 88V89H75L76 90V88H74V86H72ZM93 85L92 86H90V88L91 87H93ZM100 85V84H99ZM129 85H130V83H129ZM133 85V84H132ZM143 83L140 85V86H142L143 87ZM144 85V86H145ZM220 85H222V87L220 86ZM42 86V85H41ZM53 86L54 85H52V88H53ZM68 86V85H67ZM66 86V87H67ZM134 86V85H133ZM244 86V87H245ZM2 87V86H1ZM37 87V88H36ZM50 87H51V85H50ZM56 87V84H55V86H54V88ZM66 87H63L64 89L66 88ZM69 87L70 86H68L67 88L69 89ZM97 87V86H96ZM209 87H212V89H215V90H217V91H214L213 92V94H212V98L211 99H213V100H209L208 98H207V96H205V95H208V94H210V92L212 91V89L211 88H209ZM215 87V88H214ZM233 89H232V88ZM242 87H243V84H242ZM63 88H61V89H63ZM70 89V90H73V89ZM97 88H99V87H97ZM101 88V87H100ZM144 88H147V85L144 87ZM152 88H154V89H152ZM227 88V89H226ZM51 89V88H50ZM96 89V88H95ZM209 89H211V91L209 90ZM223 89H224V91L226 92H224L223 91ZM232 89V90H231ZM235 89V90H234ZM40 90H41V88H40ZM57 90V89H56ZM67 90V89H66ZM78 90V89H77ZM81 90V89H80ZM91 90H94L93 88H91ZM141 90V89H140ZM145 90V89H144ZM154 90H156V91H158L159 92V94H157V92H155L156 94H155V96L154 95H152V94H154V92L152 93V91H154ZM161 90L163 91V90H165V91H163V93L161 92ZM205 90H206V92H207V94H206V92H205ZM207 90H209L210 92H208ZM42 91V90H41ZM50 90H47L46 92V94H51V93H48ZM68 91V90H67ZM147 91L149 92V93H152L151 94V96L153 97V99H152V97L149 95V93H147ZM151 91V92H150ZM228 91V92H227ZM234 91V93H232ZM70 92V91H69ZM90 92H92V91H90ZM165 92V93H164ZM205 92V94H202V93H204ZM229 92L231 93L230 95H228L229 94ZM45 93V92H44ZM56 93V92H55ZM55 93L53 94V95H55ZM60 94L61 93V90L59 91V92H57V94ZM64 94H65V92H63ZM68 93V92H67ZM71 93V92H70ZM46 94H43L44 96L46 95ZM58 94V95H59ZM77 94H79V93H77ZM76 93H75V95H77ZM83 95H85L84 93H82ZM147 94L149 95V96H147ZM169 94V95H168ZM43 95H41V96H43ZM63 95V94H62ZM67 95V94H66ZM80 96H79V98H81L82 96H81V94H79ZM88 95V94H87ZM158 95V98L156 97ZM165 95V96H164ZM167 95V96H166ZM204 95L205 97H206V99L204 98V100H203V98H201L202 96ZM231 95H233L232 97H231ZM39 98H38V97ZM48 96V95H47ZM68 97H69V95H67ZM72 96H74L73 94H72ZM89 97H91L90 95H88ZM88 96H84V97H88ZM97 96V95H96ZM100 96V95H99ZM142 96V95H141ZM200 96V97H199ZM59 97V96H58ZM63 97H65L64 95H63ZM75 97V96H74ZM78 97V96H77ZM88 97V98H89ZM154 97H156L157 99H154ZM169 98V99H167L166 100V98ZM209 97H210V95H209ZM65 98H67V97H65ZM92 98V97H91ZM97 98V97H96ZM202 100H201V99ZM42 99H44V97L42 98ZM64 99V98H63ZM70 100H71V98H69ZM87 99V98H86ZM97 99H100V98H97ZM97 99H92V102L93 101H97ZM74 100V99H73ZM81 100H83V98L81 99ZM80 100V101H81ZM88 100V102L90 101L89 99H87ZM142 100V99H141ZM152 100H154V101H152ZM159 100H161V98H159ZM159 100H157L158 102H159ZM44 101V100H43ZM169 101L168 102H166V103H168V106L167 107H169L170 106V104H169ZM33 102V103H32ZM41 103V101L39 100L38 101V103ZM154 102V104L155 105H153L152 103ZM207 102V103H206ZM213 102V103H212ZM253 102H255V101H253ZM25 103V104H24ZM32 103V104H31ZM38 103H36V104H38ZM50 103V102H49ZM159 103H163L162 102V100L159 102ZM165 103V104H166ZM181 103V104H180ZM204 103V104H203ZM212 103V104H211ZM8 104V105H7ZM42 104V103H41ZM41 104H39V105H41ZM44 104V103H43ZM42 104V105H43ZM84 104V103H83ZM88 104V103H87ZM90 106H93L92 105V103L90 102ZM164 104V103H163ZM202 104V105H201ZM209 104V105H208ZM48 104H46V106H47ZM157 105V106H156ZM161 105V104H160ZM172 105V106H173ZM207 105V106H206ZM19 106V107H20ZM28 106V105H27ZM49 107L51 106V104H49L48 105ZM47 106V107H48ZM155 106H156V108H155ZM161 106H163V105H161ZM164 106H166V105H164ZM163 106V107H164ZM256 106H257V108L258 107H261L260 106V104L258 103V104H256ZM10 107V106H9ZM17 107V106H16ZM153 107V108H152ZM163 107H162V109H163ZM8 108V107H7ZM26 108V107H25ZM38 108H40V106L39 107H37L36 109H38ZM45 108V107H44ZM159 108H161V107H159ZM159 108H157V109H159ZM165 108V107H164ZM171 108V107H170ZM178 108H177V111L176 112H178V113H181L180 112V110L178 111ZM6 109V108H5ZM28 109V108H27ZM35 109V108H34ZM100 109V108H99ZM166 109H168V110H166L165 111V116L167 117V120H166V117H164L163 116V118H165V120L166 121H164L163 119V121L161 120V123H160V120H158L159 118H157L156 119V121L157 122H159L160 124H162V123H169V124H172L170 121H171V119H173V121L172 122H174L175 120H174V117L171 115V114H173V110H171V111H169V108H166ZM172 109V108H171ZM188 109V110H187ZM228 110H230V111H228ZM232 110V111H231ZM145 111H147V110H145ZM155 111V110H154ZM153 111V112H154ZM157 111V110H156ZM162 111V110H161ZM164 111V110H163ZM194 111V110H193ZM207 112V113H211L212 114V111L211 112ZM223 111H221V112H223ZM171 112V113H170ZM195 112V111H194ZM146 113V112H145ZM151 113V112H150ZM150 113H148L147 115H149ZM157 113V112H156ZM155 113V114H156ZM162 112H160V114H161ZM197 114H193V112H192V114L193 115H196V117L199 115V116H202V115H204V114H200L199 113V111L198 112H196ZM199 113V114H198ZM230 113H231V115H230ZM174 114H176V116H177V118L179 119V117H182L181 116V114L179 115H177V113H175V110H174ZM210 114V115H211ZM224 114V113H223ZM226 114H228V113H226ZM226 114H224L225 116H226ZM168 115V116H167ZM169 115H170V120H169ZM183 115V114H182ZM189 115V117H190V115L191 114H188ZM232 115V116H233ZM144 116H145V114H144ZM153 115L152 114H150V116H147L149 119L147 120V118H146V120L149 122L150 121V119H151V117H152ZM156 116V115H155ZM158 116V115H157ZM160 116V115H159ZM161 116H162V114H161ZM179 116V117H178ZM185 116H187V115H185ZM198 116V117H199ZM207 116V115H206ZM213 116V115H212ZM215 116V115H214ZM146 117V116H145ZM191 117H192V115H191ZM191 117L190 118H188V116L187 117H185V118H188V119H191ZM194 117V116H193ZM197 117V118H198ZM236 117V118H237ZM245 117H247V118H245ZM156 118V117H155ZM176 118V119H177ZM208 118H211V117H209L208 116ZM215 118H217V116L215 117ZM219 118V117H218ZM217 118V119H218ZM258 118V120H259V117H257ZM256 118V119H257ZM145 119V118H144ZM176 120V121H178L179 122V120L181 119H179V120ZM188 119H186V121L188 120ZM196 119V118H195ZM194 118L193 119H191L193 122H195L194 120H195ZM146 120H144L145 121V124H146ZM152 120V119H151ZM169 120V121H168ZM253 120H254V118H253ZM175 121V122H176ZM181 121H183V123H184V120H180V122ZM247 121V120H246ZM255 121V120H254ZM151 122H153V121H151ZM151 122L149 123V124H151ZM174 122V123H175ZM179 122V123H180ZM192 122V123H193ZM252 122V121H251ZM177 123V122H176ZM148 123L146 124L147 126L149 125ZM153 124V123H152ZM151 124V125H152ZM182 124V123H181ZM181 124H180V127H181ZM186 123H184V125H185ZM252 124H253V122H252ZM146 125H145V127H146ZM151 125L148 127V128H146L145 130H146V132H147V129H148V133H150L151 131L150 130H152V129H150L151 128ZM176 125H178V123L177 124H174V127L176 126ZM183 125V126H184ZM187 125V124H186ZM153 126V125H152ZM179 126V125H178ZM178 126H176L177 128H178ZM261 126H262V131H263V133H264V123H261ZM158 126H157V124H156V126H155V128H157ZM185 127V126H184ZM187 127H189L190 128V126H189V123H188V126ZM186 127V128H187ZM153 128V127H152ZM183 129V128H182ZM157 130V129H156ZM163 130V129H162ZM162 130H160V132L162 131ZM188 130V129H187ZM164 131L165 130H163V132H162V134H164ZM155 132V131H154ZM154 132H153V130H152V133H153V136L150 134H148L149 136H147L146 138H148V139H150L151 137L150 136H152L153 138H152V140H154V141H152L151 139L149 140V142H151L152 144H154V147H157L156 146V144H155V142H158V145L160 146V147H162L161 146V139H163V138H161L159 141L158 140H156L155 141V136H154ZM166 133H165V135H167L168 133H167V130L165 131ZM188 132V131H187ZM191 133V132H190ZM155 134H158V132L156 133L155 132ZM161 134V135H162ZM171 134V133H170ZM169 134V135H170ZM189 134V133H188ZM192 134V133H191ZM190 134V135H191ZM1 135V134H0ZM5 135V133L3 134V136ZM164 135V136H165ZM196 135V134H195ZM194 135V136H195ZM2 136V137H3ZM7 135H5L4 137L7 139V137H6ZM158 136H159V134H158ZM172 136V135H171ZM170 136V137H171ZM193 136V135H192ZM192 136H189V138L190 139H192ZM193 136V142L195 141V137ZM257 136H259V131L258 130H252L251 132H250V135L248 136V137H245V139L244 138H241L242 140L241 141H239V142H236L235 140H237V139H235L234 138V143L233 144H231V143H229L227 140L225 141V143H224V145H225V147H226V149H227V152H226V159L223 161V159H221V154H220V148L222 147H220V145H219V143H216L217 141H214V142H212V145H210V143L208 142L207 143V141L206 142H204V144L202 145L203 147L201 148V146L199 147V146H196V145H193L192 146V142H191V145L188 143V142H186V139H185V143H183L182 144V142H184V140L181 142V144H178V146H182L183 148H184V150L186 151H184L183 150V153H184V155H185V157L183 156V158H185L186 159V161H187V164H190L191 166L190 167H192V168H190L191 169V171L194 169V171H195V173L193 172V174H194V176H193V178H192V180L193 181H195V182H197L198 180V176H199V174L200 173H203V175H205V174H207V173H209V170H211V168H213L212 170H213V172L211 171L210 173H214V171H216V169L217 168H220V169H222V170H227V168H229L230 167V169H234V170H237L236 168H238V169H240L241 171L243 170V173H242V176H244V175H246L245 173H247L246 171L244 172V170H247V171H249L250 172V170H249V168H250V165L252 166L253 164V160H255V157L253 158V156L252 155H249V157H247V160H245L244 159V157H243V149H246L247 148V146L249 147L250 146V142H251V139L252 138H254V137H257ZM3 137V138H4ZM10 137V136H9ZM8 137V138H9ZM150 137V138H149ZM160 137V136H159ZM163 137V136H162ZM169 137V136H168ZM168 137L166 136V138L168 139ZM169 137V140L171 139ZM186 137V136H185ZM184 137V138H185ZM187 137H188V135H187ZM165 138V137H164ZM165 138V139H166ZM156 139H159V138H157L156 137ZM166 139V140H167ZM239 139V138H238ZM244 139V140H243ZM165 140V141H166ZM168 140V141H169ZM188 140V139H187ZM222 140H223V137H222ZM225 140V139H224ZM240 140V139H239ZM190 141H192V140H190ZM204 141V140H203ZM154 142V143H153ZM224 142V141H223ZM151 143H149V144H151ZM172 143L173 142H171L170 144L172 145ZM189 145H188V144ZM195 143V142H194ZM193 143V144H194ZM151 144V145H152ZM169 144V143H168ZM162 145H165V144H163L162 143ZM174 145V144H173ZM173 145H172V147H171V149L173 148ZM185 145V146H184ZM153 146V145H152ZM159 146L157 147V148H159ZM190 146V147H189ZM196 148H200V149H196ZM160 149V148H159ZM164 149V148H163ZM162 149V150H163ZM169 150V149H168ZM175 150H176V148H175ZM248 150H250L249 148H248ZM164 151V150H163ZM243 151V152H242ZM5 152V151H4ZM166 152V151H165ZM172 152V151H171ZM170 152V153H171ZM168 153V152H167ZM179 152H177V154H178ZM183 153H179L180 155H182ZM166 154V153H165ZM178 154V156H180ZM262 154V155H261ZM261 154H259V155H261L260 157H262V158H264V153L263 152H261ZM172 155H173V153H172ZM176 156V155H175ZM178 156H176V158H178ZM42 157V156H41ZM180 158V157H179ZM216 158H217V160H216ZM37 159H40V157L39 158H37ZM26 160V159H25ZM33 161V164L34 163H36V162H34V160H32ZM35 161H37V160H35ZM39 161V160H38ZM5 162V161H4ZM23 162V161H22ZM27 161H25V164H27L26 163ZM29 162V161H28ZM189 162V163H188ZM194 163V164H193ZM262 163H264V160H263V162ZM3 165L5 164V163H2ZM1 163H0V166L2 165ZM24 164V163H23ZM24 164V165H25ZM13 165H14V163H13ZM17 165V164H16ZM35 165V164H34ZM37 165V164H36ZM5 166V165H4ZM15 166V165H14ZM22 166V165H21ZM21 166H20V168H21ZM6 167H7V164H6ZM9 167V166H8ZM35 167V166H34ZM33 167V168H34ZM38 167H39V165H38ZM194 167V168H193ZM211 167V168H210ZM24 168V169H23ZM210 168V169H209ZM7 169V168H6ZM22 170H20V171H27V169H25V167H23L22 166V168H21ZM37 169V168H36ZM35 169V170H36ZM39 169V168H38ZM229 171V170H228ZM254 171V170H253ZM8 172H9V170H8ZM37 172H38V170H37ZM255 172V171H254ZM39 173V172H38ZM43 173V172H42ZM247 174H250V173H247ZM6 175V174H5ZM44 176V175H43ZM2 177V176H1ZM3 178H4V175H3ZM48 179V178H47ZM4 180V185H5V187L3 188V189H1L0 190V224H1V226H0V228L2 227V225H5V222H6V225H8V226H3V228H1L0 230H2L3 229V231H1L0 232V234L1 233H7V232H9L7 235L9 236L10 234V236H13L14 237V235L17 237H19V233L20 232H24V233H22V234H24L23 236H25L26 234L25 233H29V234H27L25 237H29V238H31V235L33 234V231L35 230V229H37L36 228V226L35 225H37V221H38V219L39 218H41V219H43L44 217H46L47 218V216L45 215L46 213L44 212V214L43 213H41V210H40V212L38 213V212H36V213H38V215H37V218L35 217L36 216V214H34L35 216H33V214L31 215V218L29 217V216H26L25 215V213H24V215H25V217H24V215H20V213H18L17 211H18V208H20L21 206H19V205H21V204H18L17 203V206H15L16 205V203H13V202H9L7 199L9 198V196H8V194L9 193H12V192H14V190H16V188H13L12 186L11 187H9V183L7 182V178H4L3 179ZM17 181H19V180H17ZM41 182V181H40ZM19 183V182H18ZM165 187H167L168 185H169V182L168 181H166L165 183ZM175 184V185H174ZM22 185H23V183H22ZM172 185H174V186H176V185H179V181H177V179H175V181H173V183H172ZM174 186H173V188H174ZM15 187V186H14ZM23 187H25V186H23ZM147 187H149L148 185H146V189H147ZM13 189V191H11V189ZM149 189V188H148ZM147 189V190H148ZM164 189H166V188H164L163 187V189L162 190H159L160 192L162 191V194L160 193V195L162 196V198H160V200H159V196L157 195H155V196H153V194H151V197H154V198H152V207H155V206H159L158 208H159V218L160 219H158V216H157V214H156V216H157V219H155L153 222H152V226H150V227H147V228H145L144 230H142V231H140L139 232V234H137L136 233V231L135 230H133V231H131V233H130V235H127V233L126 232H124V231H122V228L121 227H119L118 229V231H117V234L116 233H110V234H112V243L114 244V252H113V254L115 253V252H117V251H115V247L117 248L118 247V249L119 248H122L121 250H123V251H125V252H127L128 250H126L127 248H125V250H124V247H129V246H131V244H134V246H137L136 248H137V252H139L140 250V252H141V254H142V252H145V251H143V249H144V247H145V245H146V247H147V249H149V251H148V253H150V251H151V247H154V246H159V245H164V244H174V246H175V248L176 247H178V248H180V247H183V244L181 243L183 240H181L182 239V237H183V234L181 233V231H180V229H179V219H180V217H179V215H183V213H184V215L185 214H188L190 211H191V209H193V208H195V207H193V208H191L192 207V203L190 204H188V206L190 205V207L189 208H191V209H189L188 210V212H186L187 210L186 209H188V208H186L184 211H181L182 209L180 208L179 209V211H177V208L175 209V207L173 206V204H170L169 203V201H168V199H163V195H164ZM167 190H169V189H166V191ZM176 191V190H175ZM22 196H26V195H28L30 192H28L27 190H26V188H24V191H18ZM158 192V191H157ZM167 192H169V191H167ZM155 194H156V192H155ZM159 194V193H158ZM168 194V193H167ZM166 194V195H167ZM63 195V197L65 196V198H68V199H65V200H67V201H70L69 199H71V198H69L70 196L69 195H67L66 193H61V196ZM67 195V196H66ZM166 195H165V197H166ZM205 195V194H204ZM69 196V197H68ZM150 197V198H151ZM167 197H169L168 195H167ZM158 198V199H157ZM202 198H203V201L204 200H207L209 203L211 202V204H212V202H213V206H215L216 204L218 205L219 203H221L220 201L222 200L219 196H217V194L216 193H210L207 197H204L203 195H202ZM116 200V199H115ZM150 201H149V203H147L148 205H150L151 206V199H149ZM156 200H158V202L159 201H161L162 203L161 204H155L154 205V202L156 201ZM72 201V200H71ZM164 201V202H163ZM15 202V201H14ZM74 202V201H73ZM117 202V201H116ZM116 202H114V203H116ZM119 202V201H118ZM157 202V203H158ZM71 204V203H70ZM66 205V204H65ZM117 205V204H116ZM115 204H113V206L115 207L116 206ZM54 206V205H53ZM68 207V206H67ZM156 207V208H157ZM179 208V207H178ZM21 209V208H20ZM19 209V210H20ZM52 209H54V208H52ZM75 209V208H74ZM155 209V208H154ZM21 210H23V209H21ZM55 210V209H54ZM53 210V211H54ZM61 210V209H60ZM75 210H77V209H75ZM156 210V209H155ZM158 210V209H157ZM196 210V209H195ZM52 211V212H53ZM20 212V211H19ZM43 212V211H42ZM56 212H60L59 214H61L62 212L61 211H57V209H56ZM55 212V213H56ZM75 212V211H74ZM54 212H53V215L55 214ZM103 213H104V211H103ZM182 213V214H181ZM194 213V212H193ZM192 213V214H193ZM190 214V213H189ZM28 215V214H27ZM30 215V214H29ZM43 215H45L44 217H43ZM63 215V214H62ZM61 215V216H62ZM67 215V214H66ZM101 215H102V213H101ZM100 215V216H101ZM183 215V216H184ZM33 216V217H32ZM58 216V215H57ZM56 216V217H57ZM92 216V219L90 218V221L92 220V222L94 221V219L96 220V222L95 223H97V218H93V215H89V217H91ZM99 216V217H100ZM102 216H104V217H106V215H102ZM101 216V217H102ZM36 219H35V218ZM49 217V216H48ZM53 217V216H52ZM52 217H50V219L52 218ZM55 217V216H54ZM95 217V216H94ZM5 218V219H4ZM46 218H44V219H46ZM119 218H121V216L119 217ZM119 218H117V220H118V222H119V224H120V221H119ZM34 219H35V221H34ZM39 220L38 222L39 223H42L43 224V221H44V219H43V221L42 220ZM54 219V218H53ZM57 219H59V217L57 218ZM62 219V218H61ZM60 219V220H61ZM64 219V218H63ZM106 219V218H105ZM2 220V221H1ZM6 220V221H5ZM103 220V219H102ZM108 220V221H107ZM106 221L107 222H109L110 224L112 223V220H110L109 218L107 219ZM156 220H158V222L156 221ZM160 220V221H159ZM5 221V222H4ZM49 221V219L47 220V222ZM62 221V220H61ZM114 221V220H113ZM46 222V221H45ZM50 222H52V220H50ZM57 222H59L60 223V221L59 220H57ZM92 222L90 223V224H92ZM98 222H100V221H98ZM103 222H105V221H103ZM106 222V223H107ZM4 223V224H3ZM36 223V224H35ZM54 224H56V222H55V220H54V222H53ZM94 223V224H95ZM234 223V222H233ZM46 224V223H45ZM44 224V225H45ZM54 224H52V225H54ZM85 224V223H84ZM89 224V225H90ZM93 224V225H94ZM103 224V223H102ZM181 224V223H180ZM38 225H40V224H38ZM37 225V226H38ZM43 225V226H44ZM51 225V224H50ZM88 225V223H86L85 224V226L86 227H88L87 226ZM104 225V224H103ZM47 226H49V224L47 223V225L45 226V227H47ZM84 226V227H85ZM91 226V225H90ZM236 225L234 224V226H231V228L230 229H232L233 230V228H234V230L235 229H237V231H239V233H241L243 230H242V227H241V232H240V227L238 226H236ZM35 228V229H34ZM40 228L42 229V227L40 226ZM40 228H38V230L40 229ZM89 228V227H88ZM221 228V226H219V227H217L216 225H211L208 229H204L203 231H202V234L204 235V236H202V237H206L207 235H208V233H211V232H214V234L216 233V234H218V232H217V230L218 229H220ZM32 229H34L33 231H32ZM50 229H52V228H50ZM49 228L47 229L46 228V232L48 231V230H50ZM86 229V228H85ZM91 229H92V227H91ZM239 229V230H238ZM22 230V231H21ZM44 230V229H43ZM80 230V229H79ZM7 231V232H6ZM30 231H31V233H30ZM42 231V230H41ZM40 231V232H41ZM55 231H57V230H55ZM14 232V233H13ZM35 232V231H34ZM39 232V231H38ZM43 232H45V230L43 231ZM42 232V233H43ZM53 232V231H52ZM59 232V231H58ZM84 232V231H83ZM110 232V231H109ZM112 232V231H111ZM3 233V234H4ZM18 233V234H17ZM50 232H47V234H49ZM60 233V232H59ZM236 233V232H235ZM3 234H1V235H3ZM14 234V235H13ZM36 234H39V233H37V230H36V232H35V235ZM44 234V233H43ZM42 234V235H43ZM55 234H56V232H55ZM63 234V233H62ZM62 234H60V235H62ZM85 234H86V232H85ZM89 233H87V235H88ZM213 234V233H212ZM215 234V235H216ZM238 234V233H237ZM237 234H236V237H237ZM242 234V233H241ZM245 234V233H244ZM21 235V234H20ZM34 235V234H33ZM33 235H32V238H33ZM34 235V236H35ZM42 235H40L39 234V236H42ZM50 235H53V236H51V237H53V238H49L50 240H47V242H46V244L48 243V242H51L52 240H54V237H57V240L59 241V238L61 237H63V236H54V234L52 233V234H50ZM49 235V236H50ZM72 235V234H71ZM87 235H84V236H86L87 237ZM90 235V234H89ZM48 236V237H49ZM243 236H245V235H241L240 236V238L242 237V239L243 240H240V242H243L244 244H242V245H245V243L246 242H248V241H250V238L247 240L246 239V242L244 241L245 240V238H243ZM16 237H15V240L13 239V240H11V238H10V240H8L9 242H12L11 244L13 245V246H15V244L17 243V239H16ZM17 237V238H18ZM22 237V235L20 236V238ZM24 237V238H25ZM27 237V238H28ZM48 237H46V238H48ZM59 237V238H58ZM68 237H70V241H72V243H73V239L71 238L72 236H68ZM89 237V236H88ZM87 237V238H88ZM91 237V236H90ZM199 237H201V236H199ZM201 237V238H202ZM245 237H247V236H245ZM2 238V237H1ZM0 238V239H1ZM27 238H25V239H27ZM28 238V239H29ZM32 238L30 239V240H32ZM75 238V237H74ZM76 238H78V237H76ZM107 238H108V236H107ZM238 238V237H237ZM22 239V238H21ZM28 239H27V241H28ZM39 239V240H38ZM40 239L41 238H39L38 237V235H36V237H34L33 238V240H38L39 242H40ZM43 239V238H42ZM56 239V238H55ZM64 239H65V237H64ZM79 239V238H78ZM109 239H110V237H109ZM119 239H121L122 241L120 242V240ZM3 240V239H2ZM2 240L0 241V242H2ZM18 240L20 241V239L18 238ZM43 240H46V239H43ZM56 240V241H57ZM63 240V239H62ZM69 240V239H68ZM104 240H106V242L108 241L107 239H104ZM8 241H6L5 240V243L7 244V242ZM19 241H18V245L20 246V245H22L23 246V244H25L26 246H27V244L24 242H20V243H23V244H19ZM21 241H26V240H21ZM36 242L37 243V245H38V243L39 242ZM82 241V240H81ZM101 241V240H100ZM8 242V243H9ZM16 242V243H15ZM31 241H29V243H30ZM33 242H35V241H33ZM32 242V243H33ZM41 242H43V244L45 243V241H42L41 240ZM61 242V239H60V241H59V243ZM63 242V241H62ZM67 242H69V241H67ZM84 242V241H83ZM82 242V243H83ZM95 242V241H94ZM36 243H35V248H36ZM52 243H53V241L50 243L51 245H52ZM65 243V241L63 242V244ZM110 243V242H109ZM141 243V244H140ZM10 244V245H11ZM31 244V243H30ZM42 244V243H41ZM55 243H53V245H54ZM57 244V243H56ZM69 244V243H68ZM80 244V243H79ZM144 244V245H143ZM3 245H5V244H3ZM8 245V244H7ZM32 246H33V244H31ZM47 245H49V243L47 244ZM59 245V244H58ZM66 245H67V243H66ZM73 244H71V246H72ZM76 245V244H75ZM75 245H73L72 246V248L75 246ZM102 244H100V246H101ZM140 245H141V247L142 246H144V247H142L140 250H138L139 249V247H140ZM2 246V245H1ZM39 246V245H38ZM70 246V245H69ZM83 246L85 247L86 245H84V243H83ZM111 246V249L113 248L112 247V245H110ZM133 246V245H132ZM10 247V246H9ZM16 247V246H15ZM21 247V246H20ZM29 247V246H28ZM28 247L26 248V249H28ZM42 248L43 247H45L46 248V246H41ZM41 247H37V248H41ZM50 247V246H49ZM52 247V246H51ZM55 247H56V245H55ZM65 247V246H64ZM63 247V249H62V247H61V249L63 250V252H64V250H65V248ZM76 247V246H75ZM88 247V246H87ZM103 247V246H102ZM102 247H100V248H102ZM2 248V247H1ZM5 248V247H4ZM6 248H7V246H6ZM13 248V247H12ZM23 248H25L24 246H23ZM30 248H31V246H30ZM34 248V247H33ZM57 248H58V246H57ZM69 248V247H68ZM94 248V247H93ZM96 248V249H95ZM93 250H92V248H85V249H87V250H89V249H91L90 251H91V253L92 254H94L95 255V257H96V253L94 252V251H96L98 254H100L101 256H103L104 254H106L107 252H108V249L109 250H111L109 247H107L106 249L107 250H105V249H100L99 248V245H98V247H95ZM99 248V249H98ZM8 249V248H7ZM6 249V254L10 251H8ZM20 249V248H19ZM54 249H56V248H54ZM75 249V248H74ZM130 250H131V248H129ZM4 250V249H3ZM12 250V249H11ZM17 250V249H16ZM15 250V251H16ZM23 250V249H22ZM44 249H42V251H43ZM45 250H48V249H45ZM76 250V249H75ZM79 250V249H78ZM121 250H119V252L121 251ZM129 250V251H130ZM2 251V250H1ZM8 251V252H7ZM15 251H13V252H15ZM29 251V250H28ZM32 251V250H31ZM37 251V253L38 252H42L41 250L40 251H38V249L36 250ZM35 251V252H36ZM49 251H50V249H49ZM48 251V252H49ZM53 251V250H52ZM52 251H50L49 253H51ZM55 251V250H54ZM57 251V250H56ZM77 251V250H76ZM89 251V252H90ZM111 251H113V250H111ZM122 251V252H123ZM34 252V253H35ZM58 252H60L61 253V251H60V246H59V248H58ZM66 252V251H65ZM64 252V253H65ZM68 252V251H67ZM70 252V251H69ZM140 252H139V254H140ZM44 253H47L46 251L44 252ZM44 253L42 254V256H44ZM59 253V254H60ZM63 253V254H64ZM109 253H112V252H109ZM124 253V252H123ZM128 253V252H127ZM133 253H135V251L133 250ZM2 253L0 252V255H1ZM11 254V253H10ZM39 254V253H38ZM40 254V255H41ZM71 255L73 254V253H70ZM97 254V255H98ZM139 254H132V250H131V254H130V256L132 257V255H133V257L132 258H130L129 256V258L130 259H132V261H130V260H126V259H124V260H126V262H128V261H130L131 262V264H145V257L144 256H146V255H143V257L141 256V254L139 255ZM8 255H9V253H8ZM12 255V254H11ZM19 254L17 253V255L16 256H18ZM66 255V254H65ZM64 255V256H65ZM120 255V254H119ZM148 255V254H147ZM166 255H169V257H170V255L173 257V252L171 253V254H167L166 253ZM10 256V255H9ZM13 256H14V253H13ZM34 256H35V254H34ZM39 256V255H38ZM59 256V255H58ZM69 256V255H68ZM106 256V255H105ZM12 257V256H11ZM18 257H21L22 258V256L20 255V256H18ZM61 257V256H60ZM77 257H79V256H77ZM94 257V258H95ZM104 257V256H103ZM111 257H113V255L111 256ZM0 258H2L3 259V263L2 264H4L6 261H9V260H7L8 259V257L6 258V261L4 260L5 259V257L3 258V257H1L0 256ZM21 258H19V260L21 259ZM40 258V257H39ZM38 258V259H39ZM47 259L46 260H48V257H46ZM66 258V257H65ZM69 258H72V256L71 257H69ZM97 258H98V256H97ZM102 257H99V260L101 261V260H103V259H101ZM17 259V258H16ZM28 259V258H27ZM44 259V258H43ZM67 259V258H66ZM123 258H119V257H117L116 258V260L113 262L114 264H127V263H125V261L124 260H122ZM134 259V260H133ZM32 260V259H31ZM67 260H69V259H67ZM78 260V259H77ZM114 260V259H113ZM5 261V262H4ZM36 261V260H35ZM49 261V260H48ZM86 261V260H85ZM107 261H109V260H107ZM2 261H0V263H1ZM16 262H18V260L16 261ZM24 262V261H23ZM30 261H28V262H24V263H29ZM50 262V261H49ZM93 262V261H92ZM102 262V261H101ZM7 263H10V262H7ZM7 263H5V264H7ZM36 263H37V261H36ZM38 263H39V261H38ZM43 263V262H42ZM55 263V262H54ZM96 263V262H95ZM109 263V262H108ZM113 263H109V264H113ZM129 263V262H128ZM12 264V263H11ZM15 264V263H14ZM22 264V263H21ZM50 264H52V263H50ZM92 264V263H91ZM97 264V263H96ZM130 264V263H129Z\"/></svg>",
	"mask_w": 264,
	"mask_h": 264
}]
</instances>
